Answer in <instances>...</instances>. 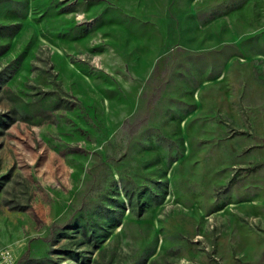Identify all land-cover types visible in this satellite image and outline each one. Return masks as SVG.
I'll return each mask as SVG.
<instances>
[{
    "label": "rangeland",
    "instance_id": "1",
    "mask_svg": "<svg viewBox=\"0 0 264 264\" xmlns=\"http://www.w3.org/2000/svg\"><path fill=\"white\" fill-rule=\"evenodd\" d=\"M0 115L16 264H264V0H0Z\"/></svg>",
    "mask_w": 264,
    "mask_h": 264
},
{
    "label": "trees",
    "instance_id": "2",
    "mask_svg": "<svg viewBox=\"0 0 264 264\" xmlns=\"http://www.w3.org/2000/svg\"><path fill=\"white\" fill-rule=\"evenodd\" d=\"M0 121H1V119H0ZM130 200L133 201L132 199H130ZM119 224H120V219H117L116 222H113L111 224V228L113 229V228L119 226ZM78 225L81 227L80 231H81L82 235L85 236V238L88 240L89 243L90 242L93 243V245L95 247H100L101 244H103V242L106 241L107 238L109 237V235L111 234V232L106 231V229H104V231L101 232L100 230H97L93 226H90L86 223L85 224L79 223V224H77V226ZM29 262L31 264H38V262H35L32 260H29Z\"/></svg>",
    "mask_w": 264,
    "mask_h": 264
},
{
    "label": "built area",
    "instance_id": "3",
    "mask_svg": "<svg viewBox=\"0 0 264 264\" xmlns=\"http://www.w3.org/2000/svg\"><path fill=\"white\" fill-rule=\"evenodd\" d=\"M0 264H16V256L13 248L9 246L0 248Z\"/></svg>",
    "mask_w": 264,
    "mask_h": 264
}]
</instances>
